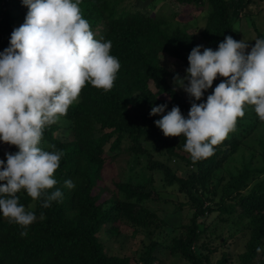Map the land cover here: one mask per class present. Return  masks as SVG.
I'll return each mask as SVG.
<instances>
[{"label":"trees","instance_id":"obj_1","mask_svg":"<svg viewBox=\"0 0 264 264\" xmlns=\"http://www.w3.org/2000/svg\"><path fill=\"white\" fill-rule=\"evenodd\" d=\"M127 1L81 0L82 16L89 22L91 31L97 32L94 37L112 42L111 54L118 58L121 67L109 91L86 84L80 94L81 100L74 102L67 114L60 117L70 123L63 133L66 139L55 135L63 129L58 124L44 129L40 146L44 150L64 153L54 174L58 181L55 187L62 190L63 198L43 208L40 201L34 202L25 192L18 194L20 203L34 211L37 218L25 229L0 215V264H132L129 257L108 255L98 234L104 225H113L117 219L137 227L144 226L131 214L136 207L132 199L147 200L151 192L146 191L145 184L120 185L119 191L124 196L112 203L111 209L104 210L100 197L94 196L93 191L103 170L108 145L110 153L129 141L133 151L144 154L147 150L142 142L146 138L162 141L161 133L154 127L161 116L150 115L153 106L166 104V112L178 106L187 116L191 103L170 86V74L159 58L166 54L182 61L186 76L188 56L197 44L195 35L174 28L165 18L134 10L133 4ZM160 1L164 0H149V7L154 8ZM176 1L208 10L206 26L201 33L206 42L204 47L215 50L228 35L238 41L235 22L241 18L246 0ZM2 2L0 0V52L9 46L14 29L10 9ZM11 4L21 5L22 0H11ZM259 36L264 38V34ZM125 78L127 89H118L117 84ZM151 79L159 90L170 96L169 100L159 99L150 90ZM132 91L141 96L134 109L129 107ZM244 113L238 118L235 129L214 146L212 155L195 162L191 157L187 159L192 168L188 177L177 176L163 163L149 164L152 170H164L167 184L178 185L191 202V223L185 226L183 234L172 237L171 243L165 245L188 264L210 263L209 256L201 250L208 245L203 239L208 237L209 227L201 220L215 212L226 216L228 223L236 216L235 228L249 236L245 251L239 256L240 264H264V136L252 138L264 122L259 120L253 106H245ZM243 146L251 149L250 162L243 163L229 176L225 171L221 173V164ZM166 148L178 156L173 148ZM16 151L18 149L11 146L9 153ZM68 179L73 181L74 188L64 186ZM207 193L214 199H208ZM208 200L211 203L206 205ZM31 205H34L33 210L29 209ZM25 231L27 234L21 235ZM214 234L211 230L209 236ZM160 248L158 242L148 246L140 264H155L158 258L154 257V252ZM224 260L213 264H225Z\"/></svg>","mask_w":264,"mask_h":264},{"label":"clouds","instance_id":"obj_2","mask_svg":"<svg viewBox=\"0 0 264 264\" xmlns=\"http://www.w3.org/2000/svg\"><path fill=\"white\" fill-rule=\"evenodd\" d=\"M4 3L13 6L11 0ZM80 3L22 0L25 21L0 52V142L18 149L5 153L6 162L0 159V215L25 229L37 217L20 203L19 193L43 208L63 198L54 174L64 153L40 146L44 129L67 114L86 84L109 91L121 67L112 42L94 37ZM188 62L186 76L175 78L192 98L187 116L178 106L166 112V104L153 106L150 115L161 116L155 124L165 137H184V151L195 162L213 154L245 106H253L264 122V38L249 50V43L228 35L215 50L194 47ZM218 77L223 79L213 89ZM64 186L75 187L71 179Z\"/></svg>","mask_w":264,"mask_h":264},{"label":"rangeland","instance_id":"obj_3","mask_svg":"<svg viewBox=\"0 0 264 264\" xmlns=\"http://www.w3.org/2000/svg\"><path fill=\"white\" fill-rule=\"evenodd\" d=\"M246 1L241 18L235 22V31L238 41L244 40L249 43L250 50L251 46H254L255 40L261 38L259 34H264V1ZM127 4H133L134 10H143L146 14L167 19L168 23L174 28L186 30L189 34L195 35L197 46L204 47L206 42L201 33L205 29L208 16V10L205 7L181 4L176 0L160 1L154 8L149 7V0H128ZM27 11V7L23 4L10 7L13 28L24 23ZM95 35H97V32L94 33ZM159 61L170 74V86L191 103L192 98L175 82L177 74L181 79L185 77V64L166 54L161 55ZM221 79L223 78L218 77L213 82V89L220 83ZM127 81L125 78L124 81L119 82L117 84L118 89L126 90ZM149 88L159 99H170L168 94L157 88L152 79L149 82ZM211 91L212 89H209L205 92V101ZM130 98L129 107L134 109L138 105L137 101L141 96L138 92L132 91ZM80 100L81 96L75 102ZM199 102L203 101H197V103ZM54 124H58L63 128L55 135L61 140L66 139L63 133L65 127L70 123L60 118ZM154 127L161 133L162 141L157 138H146L142 145L147 153H136L130 148L132 143L129 141L121 143L119 149H115L110 153L108 152L109 145L106 147L103 170L93 191L94 196L100 197V203H103L104 210H109L112 203L121 200L124 196L122 191H119L118 187L120 185L130 183L140 186L145 184L146 191H150L151 196L144 201H137L136 198L132 199L136 207L131 210V214L137 217L144 226L137 227L127 221L117 219V222L113 225H104L98 236L108 255L129 257L132 264L142 263L141 256L147 247L157 242L161 248L154 252V257L158 258L155 264H188V261L183 259L180 254H173L165 248V245L171 243L172 237L183 234L185 226L191 223L190 217L193 212L191 202L187 195L180 191L178 185L170 186L167 184L164 170H152L149 168V164L154 162L163 163L166 167L175 171L177 176L186 178L192 169L191 165L187 163L190 154L184 151V137H165L156 124ZM263 136L264 125L258 126L252 138L259 139ZM166 146L173 148V152L178 156L169 153ZM10 148L11 145L0 142V159L6 162L5 153L9 152ZM250 160L251 149L243 146L232 158L221 164L220 172L225 171V174L229 176L231 173H236L243 163L250 162ZM207 197L208 199H214L210 193H207ZM205 203L209 205L211 202L208 200ZM29 209L33 210L34 205H31ZM221 217L223 220H221ZM237 219L234 216L228 223L226 216H222L220 212H215L206 216L205 220H201L205 226L209 227V232L206 235L208 237L203 239V242L208 245L205 246L204 250L201 249L204 255L209 256V264L224 259L225 264H240L239 256L244 253L249 236L244 235L243 231L240 232L235 228ZM215 226L217 229H215ZM111 228L114 229L110 230ZM211 230L215 231L212 237L209 236Z\"/></svg>","mask_w":264,"mask_h":264}]
</instances>
